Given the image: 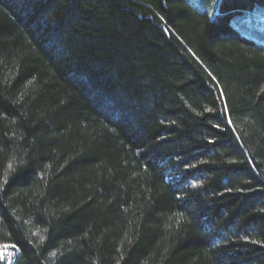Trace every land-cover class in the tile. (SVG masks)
Masks as SVG:
<instances>
[{
  "label": "trees",
  "instance_id": "16d2710c",
  "mask_svg": "<svg viewBox=\"0 0 264 264\" xmlns=\"http://www.w3.org/2000/svg\"><path fill=\"white\" fill-rule=\"evenodd\" d=\"M257 5L0 0L13 264H264V44L230 23Z\"/></svg>",
  "mask_w": 264,
  "mask_h": 264
},
{
  "label": "rangeland",
  "instance_id": "374dc122",
  "mask_svg": "<svg viewBox=\"0 0 264 264\" xmlns=\"http://www.w3.org/2000/svg\"><path fill=\"white\" fill-rule=\"evenodd\" d=\"M219 0H216V6L211 13V18H214L217 13ZM231 25L241 34L264 44V8L262 6H254L253 9L243 11L232 17ZM16 255L15 248L11 246H3L0 249L1 260L5 264H13L14 256Z\"/></svg>",
  "mask_w": 264,
  "mask_h": 264
}]
</instances>
